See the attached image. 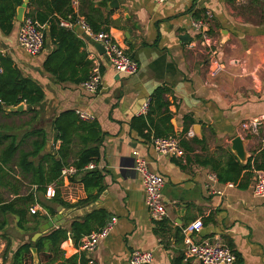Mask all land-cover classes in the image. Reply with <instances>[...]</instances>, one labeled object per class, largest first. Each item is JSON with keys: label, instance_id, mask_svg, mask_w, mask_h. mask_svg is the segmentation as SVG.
I'll use <instances>...</instances> for the list:
<instances>
[{"label": "crops", "instance_id": "1", "mask_svg": "<svg viewBox=\"0 0 264 264\" xmlns=\"http://www.w3.org/2000/svg\"><path fill=\"white\" fill-rule=\"evenodd\" d=\"M111 2L72 0L71 7L77 20L84 19L83 13L94 16L101 27L109 20L107 33L138 63L139 69L131 75L116 72L104 54L95 49L94 44L99 42L92 36L86 41L73 30L75 23L70 29L86 42L80 51L86 50L91 61L100 63L102 80L94 94L87 92L82 82H58L44 71L43 61L54 47L50 39H45L48 24H44L43 48L35 56L28 55L18 45L20 22L16 17L10 34L0 32V52L8 55L22 74L36 81L44 92L42 101L34 106V121L24 134L43 128L47 136L45 151L53 152L59 141L53 142L51 122L65 110L92 114L91 120L83 121H96L102 134L99 158L91 162L90 168L102 174V191L85 206L58 205L62 207L60 211L56 206L54 216L60 214L63 219L60 226L68 227L84 213L104 208L116 218V223L90 252L82 251L68 238L61 244L65 257L84 254L88 264H130L131 252L143 250L152 252L150 264H202L185 257V236L194 241L218 237L226 246L227 241L232 244L242 264H264V197L252 192L255 172L261 169H253L250 178L243 171L236 182H220L211 165L202 164L208 159L212 163L225 162L230 154L241 162L231 148V140L236 136L243 140L245 161L241 163L255 157L264 147V123L251 131L242 127L264 116V11L257 9L264 0L258 3L252 0H168L164 3L116 0L110 6ZM28 3L29 0L25 12L41 9L35 3L29 6ZM194 11H200V17L207 18L199 17L205 20L203 30L211 38L209 44L192 27ZM212 60L222 67L213 77L209 74ZM157 88H165L161 98L166 107L153 101L149 111L143 114V102ZM9 108L4 110L10 111ZM26 108L24 103L23 110ZM24 114L30 115L29 120L34 115L25 112L16 116ZM165 114L170 115L169 121L162 120ZM139 116L150 118L149 138L143 136L147 130L141 133L131 125V120ZM155 126L159 132L172 128L171 135L180 138V145L183 140L189 142L190 148L181 145L182 157L160 155L151 142ZM184 128L192 129L193 137L202 143L186 137L188 130L184 132ZM6 129L2 131L10 133ZM33 139L29 137L25 141L30 146ZM78 149L74 146L70 158L73 159ZM134 150L164 180L161 193L166 215L162 220H153L148 213L142 179L133 168ZM9 174L15 182L23 184L13 175L11 165ZM69 176H75L76 181H70ZM79 177L76 172L60 176V196L64 201L74 203L86 197L83 185L77 181ZM26 185L21 194L32 191L36 200L54 205L46 190L42 193L36 191V186ZM50 185L56 187L54 183L47 186ZM1 188L8 191L11 199L15 197L9 191L10 186ZM31 206L46 214L38 203ZM11 216L14 222L7 223L6 237H0V264L3 258L8 264L11 252L24 238L18 234L11 237L6 230L8 227L16 231L17 218ZM196 218H201L202 229L186 235L185 225Z\"/></svg>", "mask_w": 264, "mask_h": 264}, {"label": "trees", "instance_id": "2", "mask_svg": "<svg viewBox=\"0 0 264 264\" xmlns=\"http://www.w3.org/2000/svg\"><path fill=\"white\" fill-rule=\"evenodd\" d=\"M71 1L29 0L28 6L30 3H35L41 9L35 12L26 11L24 15L36 19L40 24H48L45 39H50L54 47L43 61L44 71L51 74L58 82L69 81L79 84L88 78L92 61L88 58L86 50L80 51V48L85 46V40L77 36L70 28L60 25V20H68L73 24L77 22V15L71 7ZM260 1L252 0L254 3ZM22 2L23 0H0V32L2 34L8 35L12 32L16 10ZM81 15L93 34L109 31V20H105L106 26L101 27V24L97 23V20L90 13ZM193 16L195 19H199L201 12L194 11ZM200 18L207 19L206 16ZM0 67V114L5 113L4 107H13L24 102L27 105L26 110L8 111L7 114L17 115L33 112L34 115L31 119H34L36 112L34 106L44 98L43 89L36 81L24 76L14 61L1 52ZM163 92H165V88H157L152 97L149 98L150 104L156 101L160 107H166V102H163L161 98ZM169 118L170 115L165 114L162 120L169 121ZM131 125L141 133L147 130L143 136L145 138L150 137L148 130V125H151L150 118L134 117L131 120ZM6 127L5 124L0 122V186L6 189L10 186L9 191L14 193L15 197L11 200H5L0 193V237H6L5 227L8 221L5 216L7 214L14 215L17 218L16 226L20 230L31 234L28 238L23 239L11 252L8 264H27L28 261L32 264V247L37 249L39 258L37 264L43 263L40 259L42 256L46 258L44 264H88V259L85 258L84 254L65 257L61 244L71 238L77 247L83 236L101 228L111 218L110 213L104 208H94L73 219L68 227L53 228L35 241H32L31 237L38 231L39 226L48 220L49 216H54L56 206H85L93 202L102 191L103 176L100 171L85 169V166L89 163L97 162L100 155L99 145L102 134L98 123L96 121L86 122L80 120L74 110L61 112L51 122V128L54 132L53 142L59 141L58 147L53 152L45 151L47 136L43 128L32 129L26 132L20 140H17L16 135L2 131ZM187 130L188 128H184V132ZM171 134H173L172 128L159 132L155 126L154 136H168ZM29 137H34L30 142V148L27 150L21 148L23 141ZM192 139L197 144L202 143L201 140L195 137ZM181 145L185 149L190 148L189 142H185V140L181 142ZM74 146H78L79 149L74 152L75 155L72 159L70 155ZM11 162H14V165L29 185L36 186V191L44 193L47 185L54 183L56 186L54 196L49 199L50 203L54 205L36 200L32 191L25 194L20 193L21 184L15 182L9 174ZM202 164H210L220 182H236L243 171H245V176L250 178L253 169L264 170V147L255 157L248 158L245 163L239 162L233 154H230L225 162L212 163L208 159L205 162L203 161ZM70 166L74 167L76 173L80 175L77 181L83 185L86 193V197L74 203L64 201L60 196L59 188L62 185L61 170ZM74 177L69 176V180L76 181ZM94 191L95 194H93ZM34 203H38L46 211V214L39 211L31 214L29 208ZM226 244L235 255L234 264H242L241 256L233 249L232 244L228 241ZM7 251L8 243L5 253ZM6 261L3 258L1 264H5Z\"/></svg>", "mask_w": 264, "mask_h": 264}, {"label": "built area", "instance_id": "3", "mask_svg": "<svg viewBox=\"0 0 264 264\" xmlns=\"http://www.w3.org/2000/svg\"><path fill=\"white\" fill-rule=\"evenodd\" d=\"M154 1L157 3H164L168 0ZM76 23L80 24V26L83 28L84 34L92 36L103 46V54L106 60L116 70V72L131 75L138 71V63L133 58H131L107 32L101 31L93 34L89 25L84 21L83 18L77 20ZM60 25L71 28L74 24L68 20H60ZM192 27L200 33L203 41L209 44L211 38L207 32L203 30L205 27V20L193 19ZM43 29L44 24H40L36 19L30 16H24L20 22L17 32V42L19 47L28 55L35 56L41 52L44 43ZM221 70L222 67L220 63L216 60H212V67L209 70L210 76H215ZM101 80L102 74L100 63L96 60H93L88 78L84 80L81 85L87 92L94 94L99 90ZM149 105L150 99L147 98L141 107V112L143 114L148 111ZM75 114L80 120H91L93 118L92 114L81 110H75ZM261 123H264V116L255 119L249 124H243L242 127L251 131ZM185 136L193 137V130L189 129ZM151 142L155 151L160 155H173L176 157H182L184 155V151L180 145V138L177 136H152ZM132 154L134 156L133 168L142 179L145 196L144 200L148 209V213L153 220H162L166 215L161 193L164 180L162 176L156 174L147 167L145 160L138 156V152L136 150H134ZM92 167L93 165L89 163L85 166V169H90ZM74 172H76L74 167H64L61 170V176L67 177ZM212 179L215 180L214 177H212ZM252 192L255 196L264 197V171L257 170L255 172V180L253 183ZM45 194L48 198L53 197L54 186H47ZM29 211L33 214L38 211V208L36 206H31ZM115 223L116 218L111 217L101 228L83 236L78 247L84 252L93 251L97 247L98 243L108 236ZM202 226L203 224L201 218H196L192 222L185 225L183 231L186 235L193 232H199L202 229ZM184 245V254L186 258H192L202 264H234V253L228 246L223 244L218 237H215L211 240L204 239L201 241H194L192 238L185 236ZM152 261L153 254L151 251L134 250L129 256L130 264H150Z\"/></svg>", "mask_w": 264, "mask_h": 264}, {"label": "water", "instance_id": "4", "mask_svg": "<svg viewBox=\"0 0 264 264\" xmlns=\"http://www.w3.org/2000/svg\"><path fill=\"white\" fill-rule=\"evenodd\" d=\"M27 2H28V0H23V2L17 7L16 20L19 22H21L23 19L24 12H25V9L27 6ZM113 4H116V0H112V2L110 3V6H112ZM73 30L78 34L83 33V28L78 23L74 25ZM83 37L86 41L90 40V36L87 34L83 33ZM94 47L100 54H102L104 52L103 46L100 43H95ZM0 106H1V104H0ZM23 108H24V103L21 102L20 104H18L16 106L10 107L9 110L10 111H21V110H23ZM231 148H232V151L235 153V155L238 157V159L241 162H244L245 161V152H244L243 140L241 137L236 136L231 140ZM61 208H62L61 206H58L57 211H60ZM62 223H63V219H62L61 215L56 214L55 216L51 217L50 219H48L46 222H44L43 224H41L39 226L38 231L32 235L31 240L35 241L42 234L49 232L53 228L59 227ZM31 252H32V257H33L34 263H38L37 249L35 247H32Z\"/></svg>", "mask_w": 264, "mask_h": 264}, {"label": "rangeland", "instance_id": "5", "mask_svg": "<svg viewBox=\"0 0 264 264\" xmlns=\"http://www.w3.org/2000/svg\"><path fill=\"white\" fill-rule=\"evenodd\" d=\"M262 3L263 4L260 7L257 6V9L264 11V2H262ZM4 112L5 113L0 114V122H2V124H5L7 126L6 127L7 132L14 133L16 135L17 139H20L23 136L24 132L27 130L29 123L30 124L33 123L34 119L29 120L30 115H28V114H24V115H22L23 116L22 117V116H16V115H9V114H7L8 111H6V110ZM29 147H30L29 142L27 140L21 145V148H23V149H28ZM10 165H11L12 170H13V175L15 177L17 176L16 178H18L20 181L23 182V184L21 183L22 184L21 192L24 193L26 190L25 186H27L26 185L27 180L24 179L22 177V175L19 173V170L14 167V162ZM0 191H1L2 196L5 200H11V197H10L7 190H4L1 188ZM5 218L8 221V223H10L11 221L14 222V217H12L11 215H6ZM14 227H15L16 231H12L8 227H7L8 229L6 228V230L10 233L11 237L18 234L16 236H20V238H21V236L23 235L24 236L23 239H25V238H28L29 235H31L30 233H27V232L20 230L15 225H14ZM40 259L43 262L42 264H44L46 262V258L44 256H42ZM27 264H29V261ZM33 264H37V263L33 262Z\"/></svg>", "mask_w": 264, "mask_h": 264}]
</instances>
